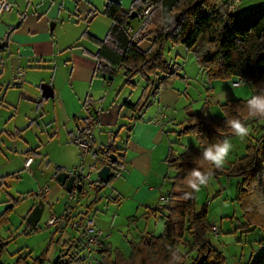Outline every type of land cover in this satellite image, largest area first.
Wrapping results in <instances>:
<instances>
[{
	"label": "crops",
	"instance_id": "crops-1",
	"mask_svg": "<svg viewBox=\"0 0 264 264\" xmlns=\"http://www.w3.org/2000/svg\"><path fill=\"white\" fill-rule=\"evenodd\" d=\"M9 1L14 4V11L0 17V42L8 43L7 47L0 48V112L1 109L6 110L3 118L8 120L6 124L0 126V134H2L0 140L6 139L5 143L3 141L2 143L8 144L12 160L7 158L10 164L3 168L6 175L0 177V180L5 176H14L19 171L35 175L33 167L39 161L44 162L39 152L40 145L43 143L36 139L25 138L19 131L29 129L36 124L39 126L42 117L52 113L50 117L54 118L53 122L58 124L57 127L62 126V122L64 125L60 129L57 128L51 139L61 140L58 143L59 149L66 156L73 154V157L69 163L57 164L54 176H49L53 182L55 181L53 190L46 185L40 191L37 205L40 202H44L45 205L50 204L63 192L68 194L65 187L57 180L58 169L71 173L73 168L80 164L79 140L83 137L87 120H93L95 112L101 111V127L96 133L90 157L96 163L95 156L99 149L114 146L118 154L123 156V160L122 164L111 166L113 171L115 170L114 182L112 181L114 184L111 188L114 198L104 207L102 216L96 219L100 229L108 234L104 246L119 248L116 244L121 242L120 248L123 254L129 256L131 239H139L144 234L154 235L145 229L142 231L140 225L149 216L160 213L158 210H161L162 199L168 197L171 188L170 179L173 177H170L171 171L166 159L172 148V138L176 131L172 127L175 124V118H172L169 113L180 102V95L174 89L163 90L158 97V103H155V108L148 109L151 106L148 105L142 112L135 113L129 107H125V104H135L139 99L135 103L131 98L123 101L121 97L124 86L118 87L120 90L115 91L116 76L96 74L97 60L85 53V50L91 53H95L94 51L86 48L79 41L73 46L61 45L55 37L54 29L53 31L50 29L54 22H57L55 28H58V22L63 18V13L65 15V13L78 12L77 17L81 18L79 14L85 15L86 22H89L91 12L96 11V17H101L109 1L123 2L124 0ZM31 8L34 11L31 12ZM17 9H21V12L17 13ZM124 9L130 10L125 7ZM96 17L90 21L91 25L95 24ZM109 25L111 27L112 23ZM131 27L136 31L140 26L136 29L132 22ZM14 28L16 30L7 40L10 31ZM62 58L67 60L63 61ZM7 73H11L12 77L9 83L5 82L8 79ZM19 74L23 75L19 76ZM120 81L123 83L122 80ZM2 83H4L3 86ZM41 84H47L53 89L54 98L47 100L43 97ZM39 85L42 92L41 98L37 94ZM10 90L13 91L12 93H19L16 98L10 97ZM25 91H34L32 95L34 97L31 98L25 94ZM87 99H90L89 107H85ZM25 102L30 105L22 113L21 109ZM114 129H119V133L115 134ZM124 131L128 132L126 139H122ZM30 157L34 161L27 170L25 162ZM93 166L90 164L88 169ZM105 187V185L101 188L95 186L92 189L98 195ZM66 194L63 209L68 199ZM96 199L95 205L90 207V204L85 211H79V218L86 213L92 217L91 211L100 201L98 197ZM59 231L65 230L61 228ZM80 236L81 232L72 241L79 240ZM85 253L86 257H84ZM90 255L93 258L99 256L85 250L81 258L87 263Z\"/></svg>",
	"mask_w": 264,
	"mask_h": 264
},
{
	"label": "trees",
	"instance_id": "trees-1",
	"mask_svg": "<svg viewBox=\"0 0 264 264\" xmlns=\"http://www.w3.org/2000/svg\"><path fill=\"white\" fill-rule=\"evenodd\" d=\"M196 1L133 0L129 11L124 9L121 2L109 1L103 11V15L112 23L107 36L98 39L88 33L84 34L83 37L97 46L95 53L85 50L87 55L97 60V75L115 77L123 70L127 85L135 86L134 79L137 77L146 82L139 100L135 104L126 103L125 107L135 113L142 112L148 107L152 96L157 97L168 88L170 80L179 76L177 66L165 57L168 43L183 45L187 51L193 52L210 83L238 79L249 82L253 94L264 90V5L255 9L247 19L240 20L237 13L230 11L232 0H206L200 6L196 5ZM150 5L155 8L149 18L136 31H131L134 21L131 15L137 14L136 19L140 20L144 9ZM96 15V11L91 12L92 19ZM15 30L10 31L7 40ZM145 41L151 43L147 50L141 48ZM245 101L226 102L222 105L221 118L210 116L207 106L200 115L189 113L181 133L194 135L201 148L187 147L181 154L171 148L166 159L169 170L175 175L170 179L169 202L163 210H158L165 215L164 232L159 236L144 234L139 239L130 240L129 256L117 248L104 246L98 254L100 261L96 264H169L173 253L180 255L176 252L177 245L182 248L183 264H225L222 253L209 242L211 225L207 208L197 212L196 194L184 200L183 194L174 189L187 170L195 167L194 157L200 155L202 147L218 138L222 139L217 128L222 127L227 118L237 115V107ZM90 105V99H87L85 107ZM254 122L263 124L262 135L254 142H249L245 156L237 159L229 169L215 170L213 177L224 174L243 177L237 197L245 219L242 227L246 231L259 228L264 232V120ZM86 124L81 139L91 129L93 120H87ZM111 155L118 157L114 165L122 164L123 156L118 154L114 146H107L101 153L104 165L110 163ZM62 171L58 169L57 176ZM96 186L101 188L104 184L98 180ZM96 203L97 199L90 207ZM11 210L9 208L0 213V226L9 222ZM88 215L86 213L82 218L73 215V218L83 223ZM28 226L31 232L38 231V227ZM7 246L8 242L0 239V264H3L1 258ZM85 250L81 234L79 240L65 244L61 257L54 264H86L81 258ZM28 260L27 257H20L17 264H48L47 253L32 262ZM251 264H264V252Z\"/></svg>",
	"mask_w": 264,
	"mask_h": 264
},
{
	"label": "rangeland",
	"instance_id": "rangeland-1",
	"mask_svg": "<svg viewBox=\"0 0 264 264\" xmlns=\"http://www.w3.org/2000/svg\"><path fill=\"white\" fill-rule=\"evenodd\" d=\"M132 2L133 0H124L121 3L125 8L129 9ZM262 5H264V0H242L239 4L240 8H238L237 16L240 20H245L255 9ZM22 11L23 13L25 12L24 9ZM30 11H34L33 8ZM16 12H21V9H17ZM76 14L78 12L75 14L65 13V15L63 13V18L58 22V28L54 27L55 37L61 45L70 44L73 46L79 41L86 48L96 52L97 46L83 36L85 33H88L104 39L108 34L110 21L104 15H101V17H96L95 24L91 25L90 21L92 18H90L89 22H86L85 15L79 14L81 17L79 18ZM133 22L137 29L140 26V20L136 19ZM56 23L54 22L53 24L56 25ZM53 24H51L50 29H52ZM149 47V41L141 44V48L144 50H147ZM165 57L167 61L177 66L179 74V76L169 81L168 88L164 90L174 89L180 95V102L170 110L169 115L175 118V124L172 127L176 132L173 134L172 148L177 154H181L187 147L201 148L200 142L194 135L181 133L187 124L186 121L189 118L190 112L200 115L204 107L207 106L210 116L221 118L223 117L222 105L228 101L247 100L253 95V88L249 82L238 79L218 80L210 83L206 72L198 65L196 55L193 52L187 51L183 45L168 43L165 47ZM62 59L63 61L67 60V58ZM7 77L8 79L5 82L9 83L12 79L11 73H7ZM114 82L117 84L115 91L119 89L118 87L124 86L121 99L124 101L127 98H131L133 103L142 96L143 88L146 85V82L141 77L134 79L135 86L127 85L123 70L119 71ZM1 85L3 86L4 83ZM41 86L39 85L37 88L39 98L42 97ZM9 92L11 98H16L19 94L12 93L13 91L11 90ZM33 92L25 91V94L32 98L34 97L32 96ZM159 95L157 97L152 96L149 103L151 106L148 109L155 108ZM136 96L138 98L135 99ZM26 100H28L27 97ZM23 104L22 113L30 105L26 102ZM5 112L6 110L1 109L0 126L8 122L7 119L3 118L6 114ZM51 114H45L42 117V121L39 122V126L36 124L29 129L19 131L24 134L25 138L27 137L30 140L36 139L43 143L40 145L39 152L42 154L44 162L39 161L33 167L35 175H29L26 171H19L13 177L5 176L0 180V213H4L9 208H12L9 214V222L0 226V239L8 242V246L1 258L3 264H17L20 257H27L28 261L32 262L44 253H47L48 264H54L61 257L65 244L70 243L79 233V231H72L68 227L65 228L64 232H60L57 228L48 225V221L52 216H61L63 214L65 192L52 203L45 205L43 217L38 224V231L31 232L27 223V217L38 203L40 191L46 185L53 190L55 181L53 182L49 176H54V172L58 167L57 164L60 162L69 163L73 157V154L66 156L59 149L58 143L61 140L58 138L55 140L54 138L51 139L54 137L57 128L60 129L64 125L62 122V126L57 127L58 124L53 122L54 118L50 117ZM262 125V123H255L254 121L249 122V135L242 141L234 139L233 150L223 168L229 169L237 159L246 155L247 148L250 145L249 142H254L256 138L262 135ZM113 131L115 134L119 133V129H114ZM123 133L122 139H126L128 132L124 131ZM2 141L5 143L6 139L0 140V177L6 175L3 168L10 164L7 158L9 157V160H12L8 144H4ZM92 163L95 164L92 158L89 157L87 167L89 168L90 164L93 166ZM174 175L175 173L171 171L170 177H174ZM93 178L94 180H98V175L94 174ZM113 182L108 185L106 184V187L98 195L94 189L86 185L85 190L87 194L78 195V201L73 204L74 215L77 216L80 210L85 211L98 197L100 200L99 204L91 211L92 218L97 222L96 217L102 216L104 207L114 198L111 191ZM242 183L243 177L224 174L212 177L208 186L203 188L199 193H196V211L201 212L206 207L211 228L212 226H216L219 229V237H214L211 232L209 242L215 250L222 253L225 264H251L264 252V232L259 228H251L250 231H246L242 227L245 224V219L240 203L237 200ZM66 195L68 196V194ZM164 227L165 215L162 212L156 216H149L140 225L142 231L145 229V231L152 232L156 236L164 232ZM98 228L100 227L98 226ZM107 238L108 234H106L105 239ZM117 238L119 239V235H117ZM116 245L117 247L119 246L117 249L122 252L120 248V246L122 247L121 242ZM84 257H86V253ZM98 261H100V256L93 258L90 255L86 264H96Z\"/></svg>",
	"mask_w": 264,
	"mask_h": 264
},
{
	"label": "built area",
	"instance_id": "built-area-1",
	"mask_svg": "<svg viewBox=\"0 0 264 264\" xmlns=\"http://www.w3.org/2000/svg\"><path fill=\"white\" fill-rule=\"evenodd\" d=\"M242 0H232L230 2V11L231 13H237L239 4ZM155 8L154 5H150L146 7L140 17V25H142L150 16L151 12ZM14 11V4L9 0H0V17L5 16L7 14H11ZM130 30L133 29L130 27ZM23 74H19L22 76ZM102 121V112H95L93 117V124L91 129L87 131L84 138L81 139L78 143L79 148L81 150V162L78 166L73 168L71 174L76 177V184L83 185V191L79 192L78 190H74L73 193L68 195L67 203L64 208V212L61 216H52L48 225L50 227H55L58 230L61 228L68 227L72 231H79L83 234V239L85 241V248L88 252L92 254L98 255L102 250L105 244L106 232L97 226V222L94 218L88 217L85 219L83 223H80L77 219L73 218L74 215V207L73 204L78 200V195H84L86 193L85 186L88 185L90 188H94L96 186L97 180H94L93 175H98L99 171L104 167L103 164H99L101 161V153L104 152L103 149H99L96 153V163L94 166L88 170L87 162L92 154L93 145L96 140V133L101 126ZM34 159L32 157L28 158L25 162V168L27 170L30 169ZM169 202V198L162 199V203L160 209L163 210L165 205ZM211 232L214 237H219V229L216 226H212Z\"/></svg>",
	"mask_w": 264,
	"mask_h": 264
},
{
	"label": "clouds",
	"instance_id": "clouds-1",
	"mask_svg": "<svg viewBox=\"0 0 264 264\" xmlns=\"http://www.w3.org/2000/svg\"><path fill=\"white\" fill-rule=\"evenodd\" d=\"M237 115L225 120L217 132L222 139L203 146L200 155L194 157L195 167L187 170L186 175L177 182L174 191L182 193L187 200L199 193L210 183L215 170L222 169L233 150L234 139L244 140L249 135L248 124L251 121L264 120V90L251 95L242 106L236 109ZM171 251V248H169ZM176 253L172 254L169 264H183L182 248L177 245Z\"/></svg>",
	"mask_w": 264,
	"mask_h": 264
},
{
	"label": "water",
	"instance_id": "water-1",
	"mask_svg": "<svg viewBox=\"0 0 264 264\" xmlns=\"http://www.w3.org/2000/svg\"><path fill=\"white\" fill-rule=\"evenodd\" d=\"M206 0H197L196 5L200 6L203 2ZM137 14L133 13L131 15V20H135L137 18ZM55 25L52 27V31L54 29ZM4 46L7 47V42H0V48ZM43 91V97L47 100L54 98V91L53 89L48 85L42 86ZM118 161V157L116 155L110 156V163L105 165L101 171L98 173V180L101 181L104 185L109 184L110 181L115 177V172L111 168L112 165H114ZM57 180L60 182V184L65 187L68 194H71L74 192V190H78L79 192L83 191V185L82 184H76V177L68 172H62L57 176ZM45 210V203L40 202L39 205H37L33 211L29 214L27 217V223L31 225L33 228L38 227V224L40 223L43 213Z\"/></svg>",
	"mask_w": 264,
	"mask_h": 264
}]
</instances>
